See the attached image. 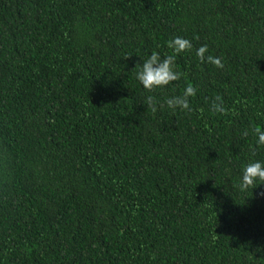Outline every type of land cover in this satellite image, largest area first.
Returning a JSON list of instances; mask_svg holds the SVG:
<instances>
[{
    "label": "trees",
    "instance_id": "obj_1",
    "mask_svg": "<svg viewBox=\"0 0 264 264\" xmlns=\"http://www.w3.org/2000/svg\"><path fill=\"white\" fill-rule=\"evenodd\" d=\"M0 264H264V0H0Z\"/></svg>",
    "mask_w": 264,
    "mask_h": 264
}]
</instances>
